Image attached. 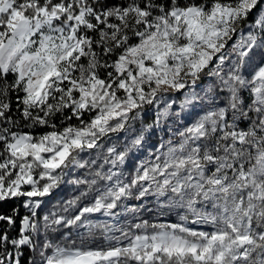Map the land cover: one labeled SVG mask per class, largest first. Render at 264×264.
I'll list each match as a JSON object with an SVG mask.
<instances>
[{"label":"snow or ice","instance_id":"obj_1","mask_svg":"<svg viewBox=\"0 0 264 264\" xmlns=\"http://www.w3.org/2000/svg\"><path fill=\"white\" fill-rule=\"evenodd\" d=\"M0 264H264V0H0Z\"/></svg>","mask_w":264,"mask_h":264},{"label":"rangeland","instance_id":"obj_2","mask_svg":"<svg viewBox=\"0 0 264 264\" xmlns=\"http://www.w3.org/2000/svg\"><path fill=\"white\" fill-rule=\"evenodd\" d=\"M179 96V94H177ZM63 193H55L52 197V200L58 199L60 195H62Z\"/></svg>","mask_w":264,"mask_h":264}]
</instances>
